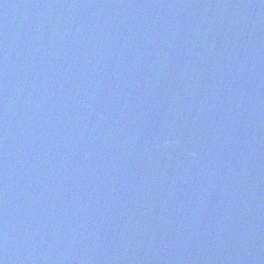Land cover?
Wrapping results in <instances>:
<instances>
[{
    "label": "water",
    "instance_id": "obj_1",
    "mask_svg": "<svg viewBox=\"0 0 264 264\" xmlns=\"http://www.w3.org/2000/svg\"><path fill=\"white\" fill-rule=\"evenodd\" d=\"M3 264H264V0H0Z\"/></svg>",
    "mask_w": 264,
    "mask_h": 264
},
{
    "label": "snow or ice",
    "instance_id": "obj_2",
    "mask_svg": "<svg viewBox=\"0 0 264 264\" xmlns=\"http://www.w3.org/2000/svg\"><path fill=\"white\" fill-rule=\"evenodd\" d=\"M0 264H3V261L2 260H0Z\"/></svg>",
    "mask_w": 264,
    "mask_h": 264
}]
</instances>
